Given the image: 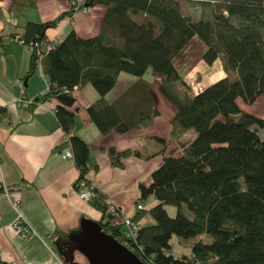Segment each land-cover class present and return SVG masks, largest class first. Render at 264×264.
I'll use <instances>...</instances> for the list:
<instances>
[{
  "label": "trees",
  "instance_id": "1",
  "mask_svg": "<svg viewBox=\"0 0 264 264\" xmlns=\"http://www.w3.org/2000/svg\"><path fill=\"white\" fill-rule=\"evenodd\" d=\"M189 1L210 9L191 19L181 14L177 0H81L82 6L104 7L99 30L81 37L69 29L43 54L48 89L42 100L58 102L53 112L78 170L73 184L78 190L80 181L87 182L90 165L88 147L71 133L73 115L66 109L74 101V88L87 83L96 91L97 98L84 111L100 134L124 133L149 127L158 116L143 75H162L157 91L175 108L171 134L190 131L193 136L179 142L175 154L162 158L148 186H138L140 198L151 195L157 203L145 211L151 223L138 227L128 248L143 264H264V138L258 136L264 119L236 102L251 105L264 96V0ZM22 5L11 0L10 9ZM71 9L50 20L26 22L14 38L24 44L44 43L45 30ZM192 38L203 46L199 59L211 63L220 55L224 71L195 93L174 65ZM34 63L31 53L27 73L34 71ZM120 72L135 79L107 101L105 95ZM130 155L139 153L107 149L113 166H121V158ZM91 202L104 217L102 231L122 243L125 238L119 224L111 223L109 203L95 187ZM165 205L175 208L173 216ZM141 214L137 211L133 219ZM200 234L210 241L203 242ZM172 235L197 237L189 256L168 252Z\"/></svg>",
  "mask_w": 264,
  "mask_h": 264
},
{
  "label": "crops",
  "instance_id": "2",
  "mask_svg": "<svg viewBox=\"0 0 264 264\" xmlns=\"http://www.w3.org/2000/svg\"><path fill=\"white\" fill-rule=\"evenodd\" d=\"M17 1L24 5L13 11L11 0H0V185L10 191L20 188L19 212L31 232L22 235L11 227L16 211L1 191L0 264H65L56 253L53 241L77 229L81 219L102 222L104 217L91 201L81 199L73 187L78 170L72 158L62 157L70 146L54 116L58 102L48 98L26 109L14 104L16 98L39 95L47 84L42 73H27L31 53L14 37L21 35L28 21H46L64 13L70 0ZM103 13L104 7L95 5L85 13L64 15L54 27L46 29L44 35L60 40L69 29L81 37L95 35ZM143 76L150 82L159 113L149 127L100 134L84 111V107L98 96L87 83L74 88V101L66 108L73 115L71 133L88 147L90 168L85 174L86 180L103 194L105 202L118 207L122 214L133 219L137 211L143 212L133 219L140 225L151 223L145 211L157 201L151 195L140 198L138 186H148L151 172L162 158L175 154L177 144L193 136L190 131L171 134L170 121L175 108L157 91L163 76L152 75L149 71ZM134 79L120 72L105 99L112 101ZM155 137L162 142L155 141ZM108 148L137 151L139 156L123 157L121 166H113L108 160ZM136 204L141 205V209L136 211ZM119 228L122 232L123 228L120 225ZM196 238L183 241L188 252L179 256L190 255V246ZM74 260L77 264H86L79 254H75Z\"/></svg>",
  "mask_w": 264,
  "mask_h": 264
},
{
  "label": "rangeland",
  "instance_id": "3",
  "mask_svg": "<svg viewBox=\"0 0 264 264\" xmlns=\"http://www.w3.org/2000/svg\"><path fill=\"white\" fill-rule=\"evenodd\" d=\"M72 1L77 0H70L68 2V8H70V3ZM177 1L179 3L181 14L186 15L191 19H197L210 9L207 6L199 5L193 1L190 2L189 0ZM90 8L91 7L85 11H78L72 8L71 13H85L88 12ZM67 17L70 16L67 15ZM202 49V44L196 38H192L174 60V65L177 67L183 80L187 83L191 93H195L206 85L224 76L221 56L218 55L211 63H206L199 59ZM236 102L240 109L264 119V96L258 97L251 105H245L240 100H236ZM258 136L260 138H264V127L258 129ZM165 209L167 210L168 215L173 216L175 208L172 205H165ZM200 237L205 243L210 241V237L205 234H200ZM188 239L187 240L190 241L192 238ZM185 240L186 239H181L180 237L172 235L169 240L170 248L168 249V252L173 256H179L182 253H187L186 244L183 242Z\"/></svg>",
  "mask_w": 264,
  "mask_h": 264
},
{
  "label": "built area",
  "instance_id": "4",
  "mask_svg": "<svg viewBox=\"0 0 264 264\" xmlns=\"http://www.w3.org/2000/svg\"><path fill=\"white\" fill-rule=\"evenodd\" d=\"M80 1L81 0L72 1L70 3V6H72V8L78 11L88 10L89 7L82 6ZM72 14L73 13H71L69 16H71ZM14 39L19 44L21 45L24 44L22 40L18 38H14ZM58 40L59 39L54 36L51 38L46 37V39L44 40V43H38L37 41H35L32 43L24 44V46H26L29 49L30 53H32L35 56L34 71H37L40 74L42 73V68H41L42 56L48 49H50L54 44H56ZM47 89H48V86L46 84L44 91L40 93L39 95L35 97H30V98H23V97L16 98L14 100V104L17 107H20L22 109L29 108L33 105H38L43 101L42 96L47 91ZM64 140L67 141V137L65 135H64ZM62 157L72 158V152L70 148H67L63 152ZM22 184L26 185L24 183ZM93 188L94 187L90 182L80 181L78 183V190H76V192L78 193L81 199L86 200V201H91V199L93 198ZM2 193L9 200L11 206L16 211V217L11 223V227L22 235H28L31 232V228L27 224L24 223L23 218L19 212L20 188L17 190L10 191L6 187H4V185H2ZM134 207L136 211L141 209V205L139 204H136ZM107 211L112 217L111 223L119 224L123 228L122 233L125 238V240H123V244L128 248V241L130 242L135 241L137 229L140 226V224L137 221L133 220L131 217L122 214L121 210L112 204L107 205Z\"/></svg>",
  "mask_w": 264,
  "mask_h": 264
},
{
  "label": "water",
  "instance_id": "5",
  "mask_svg": "<svg viewBox=\"0 0 264 264\" xmlns=\"http://www.w3.org/2000/svg\"><path fill=\"white\" fill-rule=\"evenodd\" d=\"M76 231L58 236L54 248L65 264H77L79 254L86 264H143L124 244L101 229L99 222L81 219Z\"/></svg>",
  "mask_w": 264,
  "mask_h": 264
}]
</instances>
